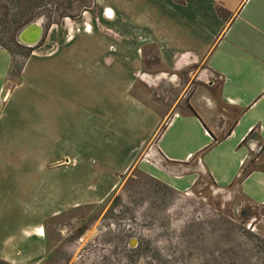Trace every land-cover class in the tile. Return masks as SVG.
I'll use <instances>...</instances> for the list:
<instances>
[{"label": "rangeland", "instance_id": "1", "mask_svg": "<svg viewBox=\"0 0 264 264\" xmlns=\"http://www.w3.org/2000/svg\"><path fill=\"white\" fill-rule=\"evenodd\" d=\"M120 2L130 13L148 11L147 0ZM116 3L50 0L33 21L40 22L43 28L39 43L32 47L20 44L22 48L8 44L13 52L12 68L5 83L8 98L0 127L10 130L12 142L20 137L21 141L51 147L43 149L44 180L45 175L58 180L60 199L58 212L44 209L42 254L36 256L39 260L21 264H264V206H255L241 195L238 182L222 189L200 174L190 189L177 191L136 165L138 159L145 160L150 143L121 174L107 169L106 178L94 183L85 179L82 184L70 176L75 167V163L70 164V134L77 137L88 132L91 127L85 119L90 106L95 104V98H101L104 105L105 94H111L110 84L104 88L106 75L113 80L117 76L115 64L98 72L90 67L101 58L113 61V33L131 28L125 17L121 21V10H114ZM107 8L113 10L109 18L103 16ZM148 8L150 13L155 9ZM62 13L69 17L60 18ZM86 29L91 33L85 34ZM0 37L8 40L7 34L1 33ZM16 41L19 42L18 36ZM98 42L106 51L103 57L97 53ZM135 50L139 67L135 73L124 69L123 83L116 87L124 93L156 110L180 114H189L188 102L194 94L217 97L221 80L207 71L204 63L172 75L162 66L154 46ZM127 57L130 55H124V60ZM82 72L87 77H81ZM124 111L129 112L128 117H122L126 122L136 116L130 107L123 106V115ZM110 122L108 118V128ZM122 126L118 129L123 135H130L127 139L123 138L112 151L111 146L102 145L104 153L116 164L123 162L126 148L140 138V134L131 135ZM108 132H112L111 128ZM154 159L146 161L159 168ZM87 161L93 167L100 166L91 157ZM247 168H264L262 145L253 152ZM73 185L100 194L95 196L94 191V196L81 197L79 192H70ZM131 238L137 240L134 249L128 244Z\"/></svg>", "mask_w": 264, "mask_h": 264}, {"label": "crops", "instance_id": "2", "mask_svg": "<svg viewBox=\"0 0 264 264\" xmlns=\"http://www.w3.org/2000/svg\"><path fill=\"white\" fill-rule=\"evenodd\" d=\"M147 1L146 13L144 9L130 13L123 2L116 0L114 10H121V21L125 17L131 28L113 33V61L101 58L90 67L98 72L115 64L117 76L113 80L106 75L104 88L110 84L111 94H105L104 105L101 98H95V104L90 106L85 119L91 127L88 132L77 137L70 134V164L75 163L70 176L82 184L85 179L94 183L106 178L107 169L121 174L150 143L145 160L136 161L149 176L177 191L190 189L200 174L222 189L238 182L241 195L255 206H264V168L254 169L240 180L255 149L264 146V0ZM149 6L155 7L152 13ZM219 6L228 12L227 18L218 16ZM105 10L110 16H103L111 17L113 10ZM84 32L90 34L91 30ZM149 46L158 50L162 66L172 75L204 63L205 69L221 80L217 97L194 94L188 102L194 114H180L156 110L116 88L123 83L124 69L135 73L139 67L135 49ZM97 49L103 57L106 51L99 42ZM124 55L130 57L124 60ZM11 68V56L0 48V120L5 114V83ZM81 75L87 77L85 72ZM99 77L101 80V74ZM123 106L130 107L136 115L127 122L122 117L129 116V112L124 111L123 115ZM120 125L131 135L140 134V138L126 148L123 162L116 164L104 153L102 145L111 146L112 151L130 136L123 135ZM110 128L114 133L108 132ZM9 132L0 127V261L34 263L39 260L36 256L42 254L44 209H59V185L52 175H45L44 180L43 149L51 147L21 141L20 137L12 142ZM90 157L100 166H91L87 161ZM152 157L159 168L146 161ZM74 186H70V192H79L81 197L93 195L94 191L95 196L100 194ZM45 188L48 196L44 204Z\"/></svg>", "mask_w": 264, "mask_h": 264}, {"label": "trees", "instance_id": "3", "mask_svg": "<svg viewBox=\"0 0 264 264\" xmlns=\"http://www.w3.org/2000/svg\"><path fill=\"white\" fill-rule=\"evenodd\" d=\"M48 2H50V0H0V34L3 33L8 35L7 41H3L2 37H0V48L7 51L11 57L13 56V52L8 47V44H13L18 48H22L20 43L16 41L18 34L23 28L32 23L34 19L40 16L38 10L44 7ZM61 9L65 10L64 7ZM224 13L228 16V12L224 9H217V14L220 18H226ZM63 17H69V15L62 13L60 18ZM49 24L55 23L49 22ZM21 68L22 66L20 69ZM188 110L189 113L194 114L190 107H188ZM252 170H254V168L248 169L247 166L244 167L240 175V180L246 177ZM0 264L6 263L0 261Z\"/></svg>", "mask_w": 264, "mask_h": 264}, {"label": "water", "instance_id": "4", "mask_svg": "<svg viewBox=\"0 0 264 264\" xmlns=\"http://www.w3.org/2000/svg\"><path fill=\"white\" fill-rule=\"evenodd\" d=\"M42 36L43 28L41 23L32 22L20 31L18 34V41L20 44L32 47L39 43ZM128 244L130 248L134 249L137 245V240L135 238H131ZM139 264H141V262Z\"/></svg>", "mask_w": 264, "mask_h": 264}, {"label": "built area", "instance_id": "5", "mask_svg": "<svg viewBox=\"0 0 264 264\" xmlns=\"http://www.w3.org/2000/svg\"><path fill=\"white\" fill-rule=\"evenodd\" d=\"M104 14H105L106 16H110L108 10H104Z\"/></svg>", "mask_w": 264, "mask_h": 264}]
</instances>
